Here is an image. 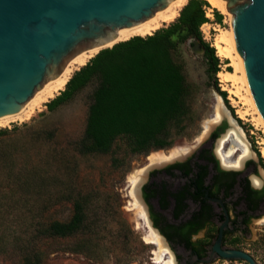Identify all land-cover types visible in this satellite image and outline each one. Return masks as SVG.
Instances as JSON below:
<instances>
[{
    "label": "rangeland",
    "instance_id": "obj_1",
    "mask_svg": "<svg viewBox=\"0 0 264 264\" xmlns=\"http://www.w3.org/2000/svg\"><path fill=\"white\" fill-rule=\"evenodd\" d=\"M213 9L207 10L210 22L201 31L218 55L217 43L224 45L222 34L231 30L233 24L225 14L223 23H216ZM177 57L184 62L186 77L195 87L194 107L198 117L185 134L173 132L172 145L166 149L133 154L127 139L121 138L109 153H81L93 87L54 111L48 109L49 101L30 120L0 128L9 130L0 136V195L3 191L13 194L0 197L3 202L0 264H20L16 248L18 243L26 244L29 239L32 229L29 225L67 220L72 213V200L79 196L88 201L92 238L88 243L71 240L51 244L46 249L49 256L46 264H156L158 247L144 240V224L139 220L138 210L133 208L132 179L138 178L137 170L151 163L147 157L167 150L173 152L188 142L203 139L207 125L217 120L219 100L245 133L254 160L263 161L258 170L264 176L262 126L244 114L246 108L236 103L239 100L230 93L229 85L222 84L219 73L211 77L208 60L196 40L190 39ZM219 58L221 72L234 70L230 60ZM215 81L220 91L214 87ZM228 143L229 148L235 145L232 139ZM242 154L241 149L236 160ZM251 255L258 264H264V242ZM165 258L170 261L175 255L170 250ZM218 264L240 263L220 261Z\"/></svg>",
    "mask_w": 264,
    "mask_h": 264
},
{
    "label": "trees",
    "instance_id": "obj_2",
    "mask_svg": "<svg viewBox=\"0 0 264 264\" xmlns=\"http://www.w3.org/2000/svg\"><path fill=\"white\" fill-rule=\"evenodd\" d=\"M209 8L211 5L205 0H189L170 25L153 35L136 36L103 49L74 73L66 89L47 107L54 111L93 87L81 153H109L121 138L127 139L133 154L166 149L172 145L173 132L185 134L190 124L196 122L195 87L189 83L184 62L177 55L194 39L204 51L211 77L221 72L216 49L201 31L210 22ZM213 16L216 23H223L224 15L219 10L213 9ZM214 87L220 91L217 81ZM7 133V129L0 130V136ZM9 195L13 194L3 191L0 197ZM72 201V213L67 220L29 225V239L16 248L20 264H46V249L53 243L91 240L88 201L80 196Z\"/></svg>",
    "mask_w": 264,
    "mask_h": 264
},
{
    "label": "flooded vegetation",
    "instance_id": "obj_3",
    "mask_svg": "<svg viewBox=\"0 0 264 264\" xmlns=\"http://www.w3.org/2000/svg\"><path fill=\"white\" fill-rule=\"evenodd\" d=\"M231 125L227 116L215 120L203 139L164 151L169 159L163 163L147 157L151 163L136 172L142 177L136 209L144 234L162 239L175 264H249L222 254L241 251L255 260L251 252L264 242V176L258 170L263 161L254 160L237 123L249 147L237 144L232 133L220 140ZM230 139L240 148H229Z\"/></svg>",
    "mask_w": 264,
    "mask_h": 264
},
{
    "label": "water",
    "instance_id": "obj_4",
    "mask_svg": "<svg viewBox=\"0 0 264 264\" xmlns=\"http://www.w3.org/2000/svg\"><path fill=\"white\" fill-rule=\"evenodd\" d=\"M167 1L0 0V117L18 113L80 53H99L119 43L109 46L120 29L147 20L165 9ZM224 1L234 18L233 36L264 121V0ZM222 255L257 264L241 251Z\"/></svg>",
    "mask_w": 264,
    "mask_h": 264
},
{
    "label": "bare ground",
    "instance_id": "obj_5",
    "mask_svg": "<svg viewBox=\"0 0 264 264\" xmlns=\"http://www.w3.org/2000/svg\"><path fill=\"white\" fill-rule=\"evenodd\" d=\"M188 1L189 0H168L167 7L163 10L157 11L152 17L148 18L147 20L141 23H137L133 27L120 29L118 31L117 39L109 46L113 45L116 42L126 41L136 36L146 37L149 35H153L157 30L161 29L165 25L174 22L178 18L183 7L188 3ZM205 1H207L214 9L219 10L222 14L229 16L233 24L234 18L228 12L226 1L224 0H205ZM204 26H206V24H204ZM233 29L234 27L229 31L225 30V32H223L221 39H223L224 45H221L218 42L217 48H218V55L222 56L225 59L230 60L232 66L234 67V70L222 71L219 73V77L221 78L222 84H224L225 87L229 85L228 89L230 93L239 100L236 103L246 108L244 114L252 116L253 121L256 122V125L262 126V128L264 129V121L254 102V98L248 82V77L245 70L244 62L238 50V46L235 41V38L233 36ZM98 51L99 49L84 51L79 55H77L75 58H73L68 63L63 74L57 77L56 79L47 81L41 87V89H39L35 93V95L29 100V102L21 108V110L18 113L0 117V128H6L11 126L13 123H24L30 120L37 113V111H39L41 108L44 107V105L47 102L56 98L63 90L66 89V85L69 82V80L72 78L74 73L78 71V69L85 66L98 53ZM226 116L232 123L231 125L232 127L229 131V134L232 133V135L235 137L236 142H238L237 144L240 145L241 143L247 146L248 144L245 141L242 130L232 120L229 112L222 105L221 100H219V104L217 107V121L222 120ZM236 146H233V148H236ZM174 151L175 150H173V152ZM246 155L247 153L245 154V156ZM168 159L169 158L165 152L155 153L150 158L152 163L155 162V164L163 163L165 160L167 161ZM141 180L142 177L132 179L133 189L131 195L132 198L135 200V203L133 204L134 209L139 208L138 207L139 199L137 197V186ZM144 240L146 241V243L153 244L158 247V252H156V259H155L156 264H175L174 259L170 261L166 260L165 257L167 252L169 251L162 239H160L156 235H153L152 233H145Z\"/></svg>",
    "mask_w": 264,
    "mask_h": 264
}]
</instances>
